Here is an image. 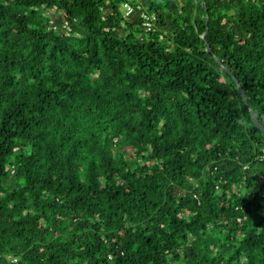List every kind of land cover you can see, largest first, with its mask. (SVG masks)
<instances>
[{
	"label": "trees",
	"instance_id": "obj_1",
	"mask_svg": "<svg viewBox=\"0 0 264 264\" xmlns=\"http://www.w3.org/2000/svg\"><path fill=\"white\" fill-rule=\"evenodd\" d=\"M254 118L264 0H0V264H264Z\"/></svg>",
	"mask_w": 264,
	"mask_h": 264
},
{
	"label": "built area",
	"instance_id": "obj_2",
	"mask_svg": "<svg viewBox=\"0 0 264 264\" xmlns=\"http://www.w3.org/2000/svg\"><path fill=\"white\" fill-rule=\"evenodd\" d=\"M133 8L134 7L130 2L125 1L123 3V11H124L125 15H130L133 12ZM142 17L144 19L143 25L146 26V28L148 30H151V28H152L151 26L153 24L152 21L155 20V16L153 14H148V13L144 12L142 14Z\"/></svg>",
	"mask_w": 264,
	"mask_h": 264
},
{
	"label": "water",
	"instance_id": "obj_3",
	"mask_svg": "<svg viewBox=\"0 0 264 264\" xmlns=\"http://www.w3.org/2000/svg\"><path fill=\"white\" fill-rule=\"evenodd\" d=\"M209 52L211 53L210 49H209ZM240 90H241L243 96H245V95H244V92L242 91V88H241V87H240ZM253 114H254V113H253ZM254 119H255V121L257 122V124H258L262 129H264V127H262V126L258 123L257 119H256V118H254Z\"/></svg>",
	"mask_w": 264,
	"mask_h": 264
},
{
	"label": "rangeland",
	"instance_id": "obj_4",
	"mask_svg": "<svg viewBox=\"0 0 264 264\" xmlns=\"http://www.w3.org/2000/svg\"><path fill=\"white\" fill-rule=\"evenodd\" d=\"M60 16V15H62V12L61 11H59V12H57V16Z\"/></svg>",
	"mask_w": 264,
	"mask_h": 264
}]
</instances>
